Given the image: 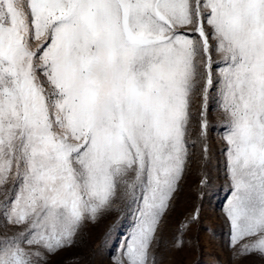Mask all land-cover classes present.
Wrapping results in <instances>:
<instances>
[{
  "label": "snow or ice",
  "instance_id": "snow-or-ice-1",
  "mask_svg": "<svg viewBox=\"0 0 264 264\" xmlns=\"http://www.w3.org/2000/svg\"><path fill=\"white\" fill-rule=\"evenodd\" d=\"M210 127L232 257L264 258V0H0V264H49L120 204L113 264H158Z\"/></svg>",
  "mask_w": 264,
  "mask_h": 264
},
{
  "label": "rangeland",
  "instance_id": "rangeland-1",
  "mask_svg": "<svg viewBox=\"0 0 264 264\" xmlns=\"http://www.w3.org/2000/svg\"><path fill=\"white\" fill-rule=\"evenodd\" d=\"M211 111V110H210ZM219 112H211V123H218ZM209 158L203 159L200 146L193 150L190 166L180 182L169 209L161 222L158 235L161 243L156 249L158 264H264V258L250 256L234 260L228 247L229 224L223 213V206L229 196L227 177L223 167L221 149L223 141L217 131L209 128ZM208 184L201 185L204 176ZM199 209V219L192 222L183 232V247H175L180 236L181 225L191 219ZM119 226L109 246L104 238L109 228ZM131 223L123 204L96 223H87L77 237L76 244L50 258L49 264H113V255L120 243V237Z\"/></svg>",
  "mask_w": 264,
  "mask_h": 264
}]
</instances>
